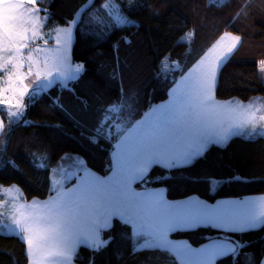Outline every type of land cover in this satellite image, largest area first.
Segmentation results:
<instances>
[{"label": "snow or ice", "instance_id": "snow-or-ice-1", "mask_svg": "<svg viewBox=\"0 0 264 264\" xmlns=\"http://www.w3.org/2000/svg\"><path fill=\"white\" fill-rule=\"evenodd\" d=\"M131 6L132 0H101L99 5L96 0H84L72 19L49 26L51 14L38 0H0V112L5 113L0 116V137L7 136L29 105L55 85L75 94L77 89L70 85L87 69L83 62L71 60L74 33L90 25L97 36L109 37L114 30L135 25L127 14ZM249 9V0H244L237 16L246 18ZM194 35L193 30L187 33L188 38ZM121 39L130 43L127 36ZM241 43L240 34L225 31L189 74L175 82L170 101L151 107L140 119H134L139 114L134 91L122 89V95L111 101L99 92L77 96L93 117L91 127L84 128L87 140L93 145L101 139L115 141L113 171L102 178L81 163L76 172L58 179L53 170L50 191L54 195L45 201L33 198L30 203L13 204L3 228L22 238L28 264H74L81 245L101 251L113 239L111 234L105 239L104 233L113 229L114 218L131 225L134 242L143 240L134 250H166L180 264H217L220 258L240 254L249 242L219 236L197 249L170 240L169 233L201 225L223 232L257 229L264 226V197L215 205L200 200L170 202L162 191H137L133 184L146 182L154 165L169 170L191 165L210 145H225L234 135L264 136V105L218 101L215 96L219 71ZM259 64L264 72V59ZM52 104L64 108L58 96ZM39 159L43 160V154ZM79 171L84 175L79 176ZM70 176H76L77 183L65 188ZM160 180L166 182L164 177ZM5 203L0 200V217L5 215ZM245 255L252 260V254ZM255 264H264V251Z\"/></svg>", "mask_w": 264, "mask_h": 264}, {"label": "trees", "instance_id": "trees-1", "mask_svg": "<svg viewBox=\"0 0 264 264\" xmlns=\"http://www.w3.org/2000/svg\"><path fill=\"white\" fill-rule=\"evenodd\" d=\"M51 14L49 26L63 25L84 0H38ZM101 0H96L97 5ZM121 3L126 0H120ZM244 0H132L127 9L135 25L114 30L109 37L97 36L92 26L82 25L77 31L75 62H83L87 71L70 86L73 94L57 87L42 93L26 109L25 116L13 125L7 136L0 137V184L18 185L25 199L47 198L53 192L51 167L66 154H77L86 165L101 175L112 170L113 141L101 139L91 144L84 132L90 128L92 115L82 108L77 96L99 92L104 100H115L124 92L134 91L140 119L154 104L168 98L177 79L191 68L225 32L242 36V43L219 71L215 96L220 100L238 98L248 101L264 96V81L258 64L264 59V0H249V15L237 16ZM193 30L188 41L184 35ZM128 37L129 42L121 39ZM183 38V39H182ZM118 45V46H116ZM169 57L165 67L163 58ZM175 61H179L174 65ZM168 65V63H167ZM166 65V66H167ZM60 97L63 109L53 106L52 98ZM27 101V100H26ZM1 116L5 113L0 112ZM27 121L25 123L24 121ZM79 121V124L77 123ZM5 122L7 119L5 117ZM84 126V127H81ZM43 154V160L39 159ZM13 161V163H9ZM164 177L166 182H161ZM213 179L221 182L212 188ZM140 186H165L171 200L198 195L208 201L264 194V137L234 136L226 145L212 144L206 153L180 169L154 165L146 182ZM104 238L113 239L107 247L94 252L86 246L78 250L76 264H179L166 250H134L130 225L119 219ZM173 236L185 238L198 246L219 236H231L248 245L240 254L217 260V264H255L264 251V226L245 232H223L207 226L177 230ZM246 253L252 254L249 261ZM0 264H28L26 245L14 234L0 233Z\"/></svg>", "mask_w": 264, "mask_h": 264}, {"label": "crops", "instance_id": "crops-1", "mask_svg": "<svg viewBox=\"0 0 264 264\" xmlns=\"http://www.w3.org/2000/svg\"><path fill=\"white\" fill-rule=\"evenodd\" d=\"M49 44L50 41H49ZM208 52V50L205 52V54ZM205 54L202 56L204 57ZM201 57V58H202ZM201 58L194 64L196 65L200 60ZM193 65V66H194ZM192 66V67H193ZM191 70V68H189L187 70V72H185L182 76L179 77V79H177V81L181 80L182 77H185V75ZM175 86V84H174ZM173 86V87H174ZM173 87L170 89V91L173 89ZM171 97H170V92H169V96L166 100L164 101H161L159 103H156L154 104L152 107L154 106H158V105H165L167 104L169 101H170ZM149 111V110H148ZM146 111V112H148ZM1 116V115H0ZM115 143V142H114ZM83 164V166H85L87 169L90 170L91 173L99 176V177H102V178H107L109 177L111 174H112V171L113 169L111 170V172L107 175H101L99 173H97L95 170H93L92 168L88 167L86 165V162L84 160L83 157H81L80 155H77V154H66L64 155L55 165H53L51 167V171H50V176L53 174V170H57V178L59 179L60 176H63V175H68V174H71L73 172H76L77 171V168L80 164ZM78 175L79 176H83L84 173L83 171H79L78 172ZM137 182H140V181H137ZM136 182V183H137ZM77 183V177L76 176H72L70 177L69 179H67L65 182H64V187L65 188H71L73 185H75ZM1 185V184H0ZM3 186V185H2ZM52 184H51V188H52ZM133 188L137 191H139V188H137V186L135 184H133ZM55 193L53 192L51 195H54ZM49 197V196H48ZM47 198H35L37 201H45L48 199ZM166 197H167V192H166ZM259 197H264V194H255V195H248V196H244V197H240V198H221V199H218L216 201H208V200H205L204 198L198 196V195H193V196H190V197H187V198H184V199H179V200H176L175 202H179V201H188V200H200V201H204L210 205H215L217 202L219 201H243L245 200L246 198H259ZM168 198V197H167ZM0 200H3L5 201L6 203L3 205V211L5 213L4 216L0 217V222L4 224H8L9 223V217L7 215L8 211L10 209H12L13 207V204H20V203H30L33 201V198L30 199V200H26L25 199V195H24V192L23 190H13V189H10V186H3V190H0ZM115 219H118V218H114L113 221ZM203 226V225H201ZM131 227V225H130ZM196 228V227H194ZM179 230H183V229H187V228H178ZM188 229H192V228H188ZM0 233H4V234H14V235H18L16 233H12V232H0ZM174 233V231H172L171 233H169V239L172 240V241H175V242H178V243H186L187 245H190L192 248H200L202 245H205V244H208L209 241L201 244V245H198V246H195L193 244L190 243L189 240L187 239H177V238H173L172 234ZM19 236V235H18ZM20 237V236H19ZM21 238V237H20ZM22 239V238H21ZM212 240H215V239H212ZM137 243H143V240H139V241H135L133 240V244L134 246L136 247V244ZM84 245H81L80 247H82ZM79 247V248H80ZM87 247V246H86ZM141 249V248H140ZM79 250V249H78ZM175 259V255L173 253H170ZM177 260V259H176ZM178 263L180 264V261L177 260ZM74 264H76L75 260H74Z\"/></svg>", "mask_w": 264, "mask_h": 264}, {"label": "rangeland", "instance_id": "rangeland-1", "mask_svg": "<svg viewBox=\"0 0 264 264\" xmlns=\"http://www.w3.org/2000/svg\"><path fill=\"white\" fill-rule=\"evenodd\" d=\"M212 2H216V3H223V2H225L226 0H211ZM190 38H188L187 37V34H185L184 35V40H186V41H188ZM50 45H52L54 42L53 41H51L50 40ZM239 46V45H238ZM179 61H175V62H173V63H175L174 65H176L177 63H178ZM167 63H168V65H167ZM170 63H171V61H170V59H169V57H166V60H164V64H166L167 66V68H168V66H170ZM197 65V64H196ZM258 68H259V73H260V76H261V79L264 81V72H262L261 71V66H260V64H258ZM193 69V67H191V70ZM190 72V71H189ZM189 72L186 74V75H188L189 74ZM185 75V76H186ZM218 76H219V74H218ZM217 80H218V77H217ZM216 85H217V83H216ZM215 90H216V86H215ZM216 99L218 100V101H232V100H236V101H242L245 105H247V104H249V103H252V104H254V105H256L257 107H259V106H261V105H264V96L263 95H257V96H252L248 101H243V100H240V99H238V98H232V99H228V100H220V99H218L217 97H216ZM25 100H27V97H25ZM234 136H243V135H234ZM233 136V137H234ZM243 137H245V138H255V137H259V136H255V137H248V136H243ZM264 137V136H263ZM230 141V140H229ZM228 141V142H229ZM227 142V143H228ZM226 145V144H225ZM151 171V170H150ZM150 171H149V173H150ZM149 173H148V175H149ZM69 175V174H68ZM70 177H72V176H70ZM221 182V180H219V179H213V181H212V183H211V185H212V188H215L216 186H218L219 185V183ZM0 186H2V185H0ZM17 186L18 185H11L10 186V189H13V190H21V187H19L18 186V188H17ZM145 189H148V190H158V191H162L163 192V195H164V197L168 200V201H170V202H175L176 200H171V199H169V198H167L166 197V192H167V189H166V187L165 186H158V187H147V186H145V185H143V186H140V188H139V191H144ZM179 200V199H178ZM188 229V228H187ZM177 230H179V229H176V230H174V232L175 231H177ZM182 230V229H181ZM0 232H9V231H7L6 229H4L3 228V223H1L0 222ZM4 234V233H3ZM173 238H177V239H185V238H178V237H175V236H172Z\"/></svg>", "mask_w": 264, "mask_h": 264}, {"label": "water", "instance_id": "water-1", "mask_svg": "<svg viewBox=\"0 0 264 264\" xmlns=\"http://www.w3.org/2000/svg\"><path fill=\"white\" fill-rule=\"evenodd\" d=\"M77 31H78V29H77L76 32L74 33V38H73L72 46H71V49H70V57H71V60H72L73 63H76V62H75V59H74V50H75V46H76L77 38H78V36H77ZM57 87H59V84L55 85L54 87H52V88L49 89L48 91H51V90H53V89H55V88H57ZM48 91H47V92H48Z\"/></svg>", "mask_w": 264, "mask_h": 264}]
</instances>
